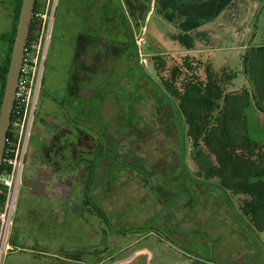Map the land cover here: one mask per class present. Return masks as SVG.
<instances>
[{
    "label": "rangeland",
    "instance_id": "1",
    "mask_svg": "<svg viewBox=\"0 0 264 264\" xmlns=\"http://www.w3.org/2000/svg\"><path fill=\"white\" fill-rule=\"evenodd\" d=\"M238 1L241 0L235 1L236 8ZM259 1L244 0L243 6L234 8L237 20L232 23L219 17L215 24L230 30L244 17L253 18L262 13L257 24L258 34L264 40V8H257ZM15 3L16 0H0V34L13 28ZM127 10L130 12L128 5ZM232 11V8L227 11L229 18ZM142 25L146 26L147 62L141 61L140 56L136 63L134 59L122 62L113 54H106L104 58L102 54L100 67L94 73L93 67L88 74L85 89L89 93L82 94L87 96L86 113H72L73 121L68 123L67 116L56 110V100L47 97L39 107L42 116L49 114L46 120L51 131L43 135L49 140V152L43 149L49 156L42 158L38 166L45 168L47 161L62 168L71 163L79 166L76 171L70 169L63 180L54 181L55 176H51L49 185H46L48 173L45 171L39 180L29 183L28 187L35 191L52 190V195L36 198L37 211L45 221L51 210H55L50 236L46 234L50 239L38 237L29 244L31 250L23 248L11 253L2 264H201V261L202 264H264V234L252 232L246 221H241L236 197L226 194L224 197L216 183L195 175L196 166L190 158L191 146L185 137L181 113L176 102L159 86L153 56L160 51L175 52L171 53L173 56L181 54L177 51L182 45L170 37V32L177 28L157 11ZM228 43L211 51L209 56L217 69L238 70L244 50L230 47L232 44ZM2 44L0 39V57L4 52ZM55 50L51 57L54 74L56 67L66 63L67 52ZM55 78L60 99L68 94V88L60 75ZM250 121L251 135L257 139L264 137V114L256 112ZM133 132L137 134V141ZM99 142L101 158L93 159L96 173L89 193L94 206L104 211L106 220L93 207L82 204L87 174L78 163L81 153L90 154ZM181 151L187 170L195 178L192 185L196 192L191 193L197 203L189 219L182 213L184 200L177 198L179 187H185L189 180L180 171ZM143 160L147 166L152 165L151 171L134 176L130 165L144 168ZM158 170L160 176H156ZM173 170L176 177L171 178L176 179V185L170 184L169 172ZM169 187L176 192V197L162 194ZM26 202L24 197L25 205ZM168 207L175 216L173 221ZM24 213L21 221L26 220ZM77 251L82 252V258L73 259L72 263L60 258L62 254L71 256Z\"/></svg>",
    "mask_w": 264,
    "mask_h": 264
},
{
    "label": "trees",
    "instance_id": "2",
    "mask_svg": "<svg viewBox=\"0 0 264 264\" xmlns=\"http://www.w3.org/2000/svg\"><path fill=\"white\" fill-rule=\"evenodd\" d=\"M21 2L22 0H16L15 3L13 28L0 35V39H4L8 44L5 58L0 63V103ZM37 4L38 0L35 2V8ZM165 16L171 19L170 13L165 12ZM33 29L34 19L30 24L29 32L31 33ZM131 39L132 44L136 45L135 35L131 36ZM173 39L177 40L187 50L194 49V37L188 32L180 30L173 36ZM83 41L84 36H79L78 48L67 89L68 94L60 99L55 98L63 109L64 116H67L68 123L73 121L71 119L72 113L79 115L86 113L87 98L82 97L81 93L85 88V83L89 80L88 74L91 73L92 68H96L93 71L94 73L100 67L102 54L104 58H107L106 54H113L116 59H120L122 62L134 59L138 63L139 50L137 45L136 51L133 50L132 46L123 45L121 46L123 50L121 52L95 54V58H92L93 61L89 62V54L85 52ZM153 66L160 79L159 86L170 99L176 102L181 113L185 127V137L191 146L190 158L196 166L194 168L195 175L198 178L216 183V187H219L218 191L224 197L225 194L236 197L239 204L238 217L241 221L243 222L242 219H244L252 232L264 234V137L257 139L251 135L250 121L254 113L261 112L264 114V45L251 46L245 50L241 56V68L238 70L228 67L217 69L211 57L203 58L191 53L177 56H173L171 53H158L153 56ZM240 74L245 76V82L237 86L235 80ZM11 117L13 119L14 112ZM132 135L137 141V134L133 132ZM11 136L12 133L9 130L8 140ZM95 145L96 147L93 146L94 149L89 154L88 162L86 161L88 164L83 160L84 170L88 175L85 176L86 179L82 187V204L93 207L106 220L104 211L94 206L89 193L93 183V175L96 173L93 159L98 160L101 158L99 155L100 142ZM181 152L179 166L182 164V169L180 171L182 170L189 180L185 183V187L180 188L178 186L180 194L177 198L184 200L182 213L185 218L189 219L190 215L193 216L197 203L191 193L196 192L192 185L195 178L187 170L184 153ZM81 161L80 158L78 163H81ZM143 161L144 168L138 164L135 166L130 165L134 176H143V174L151 171L149 168H152V165L147 166L145 160ZM71 165L72 163L62 168L48 164L47 161L45 168L30 167L29 174L25 176L26 182L39 180L44 171L48 173L46 185L51 183V176H55L54 181L63 180L67 177L65 175L68 172L76 171L79 166L72 165L71 167ZM125 165L128 164L125 163ZM4 166L3 163L1 166L2 172ZM174 170L169 172V179L170 184L176 185L178 183L176 179L171 178L176 177ZM160 175L158 170L156 176ZM151 188L153 189L154 186H150V191ZM162 194L176 197V192L170 190V187L162 191ZM2 202L3 196H0V207ZM174 204L175 201L172 205ZM170 207L167 211L169 212L168 215H171L170 220L173 221L175 216L169 211ZM72 256L74 259L79 260L82 258V252L77 251ZM202 263L204 262L201 261ZM195 264L200 263L196 262Z\"/></svg>",
    "mask_w": 264,
    "mask_h": 264
},
{
    "label": "crops",
    "instance_id": "3",
    "mask_svg": "<svg viewBox=\"0 0 264 264\" xmlns=\"http://www.w3.org/2000/svg\"><path fill=\"white\" fill-rule=\"evenodd\" d=\"M235 1L237 0H57L52 39L47 50L43 81L38 97L37 113L23 170V185L20 187L18 193L16 222L12 234V244L15 249L11 253H16L23 248L31 250L29 244L38 237L50 239L48 238L50 236V222L51 220L53 221L55 210L52 209L51 213L49 212L50 214L45 221L44 218L40 217L39 211H37L39 202L36 198L40 195H52L50 194L52 190H46L44 192L47 194H43L44 192L31 189L28 187L29 183L26 182L25 176L29 174L30 167L38 166L43 161L42 158L44 159L46 156H49L43 151V149H47V152H49L50 149V146H47L50 145L47 144L49 140L43 136L45 132L51 131L48 120H46L49 114L46 112L42 116L39 107H42L47 97L52 98L54 101L55 98H58L55 89V76L60 75L68 88L75 53L78 48L79 36H84L83 45L85 52L89 54V62L93 61L92 58L95 54L121 52L123 51L121 49L123 45L132 46L133 50L136 51V45L132 44L131 36L135 35L137 29L153 15L154 11H157L163 18L173 22L177 28L175 32H170L172 39L180 30L188 32L194 37V49L187 50L182 46V49L178 50L177 53H191L200 55L203 58L211 57L209 56L211 51L217 50L216 48H222L221 46L229 44L228 42L232 44L230 47L234 46L237 49H243L244 53L251 46L264 45V40L258 34L259 29L257 24L262 13L254 17L252 15L253 18L244 17L239 25L230 28V30H226L223 26L215 24L219 17L226 20L230 19L232 23L237 20L238 15L235 14L236 18H234L233 13L239 6H243L245 2L244 0L238 1L239 3L237 4L239 6L236 8ZM257 4V8H264V0H260ZM127 5L130 7V12L127 10ZM231 8L233 11L229 18L227 11L231 10ZM165 12L170 13L171 19L166 18ZM229 39L230 41H228ZM3 48L4 44H2ZM56 48L61 52L64 51L63 49H66L67 52L66 57H63L66 63H62V65L56 67L54 74L52 72L53 69H51V57ZM160 52L175 53L172 51ZM203 52L208 54L204 56ZM4 57L3 52L0 57L1 62L4 60ZM243 82H245V76L240 74L235 83L239 86ZM85 88L81 93L82 97H85L82 95L84 92L89 93ZM56 110H60L64 114L59 104ZM62 154L64 155L63 152ZM89 156L88 153H81L82 169L85 166L83 160L87 163L90 158ZM24 197L27 198L26 205L23 203ZM63 204H65V201ZM23 211H25V221H21ZM47 233L49 236H46ZM26 245L29 248L23 247ZM38 252L48 253L42 250ZM60 258H64L65 261L70 260L71 263L74 259L72 255L69 256L66 253L62 254Z\"/></svg>",
    "mask_w": 264,
    "mask_h": 264
},
{
    "label": "built area",
    "instance_id": "4",
    "mask_svg": "<svg viewBox=\"0 0 264 264\" xmlns=\"http://www.w3.org/2000/svg\"><path fill=\"white\" fill-rule=\"evenodd\" d=\"M57 0H38L33 9L34 29L29 32L24 57L20 67L14 101V117L9 126L11 138L6 141L0 171V264L14 251L12 234L16 222L18 193L23 184V170L33 124L38 97L42 86L47 50L52 39L53 21ZM32 22V21H31ZM146 26L142 25L135 33V41L141 61L147 62ZM8 130V131H9ZM8 142V146H7Z\"/></svg>",
    "mask_w": 264,
    "mask_h": 264
},
{
    "label": "water",
    "instance_id": "5",
    "mask_svg": "<svg viewBox=\"0 0 264 264\" xmlns=\"http://www.w3.org/2000/svg\"><path fill=\"white\" fill-rule=\"evenodd\" d=\"M35 2L36 0H22L18 14L16 32L11 49L8 69L6 72L3 95L0 103V171L3 161L4 149L8 138L12 110L14 108L20 67L25 53Z\"/></svg>",
    "mask_w": 264,
    "mask_h": 264
},
{
    "label": "flooded vegetation",
    "instance_id": "6",
    "mask_svg": "<svg viewBox=\"0 0 264 264\" xmlns=\"http://www.w3.org/2000/svg\"><path fill=\"white\" fill-rule=\"evenodd\" d=\"M4 33H5V32H4ZM1 40L4 42V43H3V44H4V48H3V49H4V56H5V55H6L7 48H8V47H7L8 44H7V41H5L4 39H1ZM4 58H5V57H4ZM2 62H3V61H2Z\"/></svg>",
    "mask_w": 264,
    "mask_h": 264
}]
</instances>
